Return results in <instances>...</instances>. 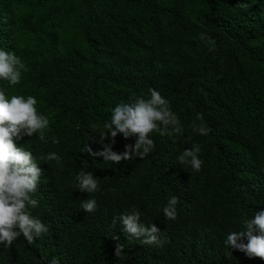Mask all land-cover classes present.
<instances>
[{
  "label": "trees",
  "instance_id": "1",
  "mask_svg": "<svg viewBox=\"0 0 264 264\" xmlns=\"http://www.w3.org/2000/svg\"><path fill=\"white\" fill-rule=\"evenodd\" d=\"M0 50L26 68L18 84L0 80V88L9 99L35 97L50 121L45 141L13 138L42 170L32 215L48 232L32 244L23 235L0 242V264H264L224 244L264 210V0H0ZM149 89L169 102L182 134L154 131L150 154L119 164L82 152L85 144L102 151L96 141L114 107L149 98ZM201 123L206 136L193 131ZM114 139L115 152L135 143ZM196 144L198 172L177 159ZM51 152L59 162H45ZM82 169L98 191L78 189ZM172 196L175 220L162 211ZM85 199L96 200L95 211L84 212ZM133 206L161 231L162 245H142L113 225Z\"/></svg>",
  "mask_w": 264,
  "mask_h": 264
},
{
  "label": "clouds",
  "instance_id": "2",
  "mask_svg": "<svg viewBox=\"0 0 264 264\" xmlns=\"http://www.w3.org/2000/svg\"><path fill=\"white\" fill-rule=\"evenodd\" d=\"M199 39L207 41L209 50L215 49V40L206 33H200ZM22 70L26 71L25 65L20 58L12 52L0 50V80L12 85L18 84L21 79ZM6 88H0V242L9 247L21 235L28 244H32L35 238L48 232V227L40 219L32 215V210L38 207L39 201L31 194L38 190L42 170L37 167V159L25 147H17L13 138L19 140L24 136L32 137L39 133V139L45 141V131L49 127V118L38 114L37 100L35 97L13 95L9 99ZM149 98L136 97L131 103H119L112 110L111 119L103 124V129L96 142L101 144L102 151H92L87 144L82 152L90 156L103 157L104 162L119 164L128 161L134 156L143 159L150 154L155 142L149 134L158 132L161 136L168 134L180 135L183 132L177 115L169 107V102L155 89H149ZM203 120L202 115L198 117ZM193 131L200 135H208L211 131L206 125L193 124ZM122 134L125 139L135 138L134 144L124 145L122 152L112 150L117 134ZM108 139L109 143H103ZM52 143H59L55 137ZM201 147L194 145L186 149L177 159L182 165H190L194 171H199L203 161L199 158ZM47 161L59 162L57 153H48L44 158ZM78 189L88 194L98 191V179L92 173L82 169L76 176ZM179 200L176 196L168 199L163 207V215L166 219L177 218V205ZM95 199H85L81 203L84 212L96 210ZM120 222L123 233L138 240L142 245H162L161 231L154 225L145 226L141 222V213L133 206L128 211L114 218L113 225ZM18 229V230H16ZM258 230V235H253ZM113 239L119 237L113 235ZM166 239V238H165ZM247 243H244V240ZM224 244L227 248L245 253L249 258H260L264 260V210L256 211L251 219L244 221L243 230L232 231L227 235ZM123 246L116 245L115 255L120 259ZM227 255H231L230 252ZM49 264H59L54 257Z\"/></svg>",
  "mask_w": 264,
  "mask_h": 264
}]
</instances>
